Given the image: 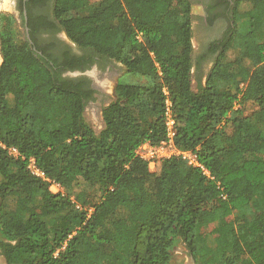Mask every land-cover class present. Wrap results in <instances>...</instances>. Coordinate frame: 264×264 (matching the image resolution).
I'll return each mask as SVG.
<instances>
[{
  "label": "trees",
  "instance_id": "obj_1",
  "mask_svg": "<svg viewBox=\"0 0 264 264\" xmlns=\"http://www.w3.org/2000/svg\"><path fill=\"white\" fill-rule=\"evenodd\" d=\"M54 16L77 46L126 71L97 131L85 115L90 81L64 75L77 69L74 61L46 55L32 21L33 43L14 16L5 17L0 251L7 264H177L179 241L195 264H264V0L238 1L235 29L206 83L197 76V89L190 0H55ZM242 19L247 27L238 29ZM165 87L177 148L196 153L210 174L182 155L152 171L136 154L144 141L166 137ZM247 102L258 106L252 115ZM30 158L43 175L29 169Z\"/></svg>",
  "mask_w": 264,
  "mask_h": 264
},
{
  "label": "flooded vegetation",
  "instance_id": "obj_2",
  "mask_svg": "<svg viewBox=\"0 0 264 264\" xmlns=\"http://www.w3.org/2000/svg\"><path fill=\"white\" fill-rule=\"evenodd\" d=\"M238 1L242 0H190L194 74L198 77L207 80L218 55L223 50V42L233 33ZM9 2L13 16L26 36L30 35L29 21H32L35 26L34 39L46 55L62 65L74 61L77 69L65 71V76L69 72H75L77 74L75 78H86L90 81L89 87L94 92L86 107L95 100L105 101L104 98L107 96L98 78L103 76V70L109 71L107 75L111 76L113 72L118 73V61L104 57L91 48H81L72 42L55 19V0H8L7 7ZM5 5L6 0H0V33Z\"/></svg>",
  "mask_w": 264,
  "mask_h": 264
},
{
  "label": "rangeland",
  "instance_id": "obj_3",
  "mask_svg": "<svg viewBox=\"0 0 264 264\" xmlns=\"http://www.w3.org/2000/svg\"><path fill=\"white\" fill-rule=\"evenodd\" d=\"M7 2H8V0H6L5 13H4L3 18H2V23L5 19V17L13 16V12H12V8L10 6V2H9L8 7H7V4H8ZM246 27H247V19H242L238 22V29L239 28L243 29ZM236 49L240 50L239 48H236ZM2 60H3V56H2L1 48H0V64L2 63ZM117 65L119 67L118 73L113 72V75L111 76V75H107L109 71L103 70V76L98 78V81L102 84V88H104V92L106 94V95L105 94H103V95L107 96L106 98H104L105 101L95 100L92 104L88 105L85 109V115H86L87 120L97 131L102 129L104 126V119H103V114H102L103 109L111 101H113L115 99V87H116V84L118 82V78L122 74H124V72L126 71V66L124 64H122L121 62H117ZM66 76L76 77L77 74L75 72H69V73H67ZM128 80L130 82H133V83H144V84L147 83V79L144 77L137 78V77L131 76V77H129ZM201 82L203 84H205L206 79L204 77L201 78ZM221 82H223V81H221ZM193 85H194L195 89L198 88V79H197L196 74L193 75ZM239 106H240V104L238 103L237 107H239ZM243 109L247 115H252L253 113H255L257 111L258 106L253 102H247L243 105ZM262 127L264 128V120H262ZM100 193H101V191L97 187L92 192V195L95 199H98L99 196L101 195ZM15 216H19V213H15ZM1 237H2V235L0 233V239H1ZM206 240L211 241L210 239H206ZM173 261L177 264H195V261H194L192 255L190 254L189 250L187 249L184 242H182V241H179L173 250ZM0 264H7L6 259H5L4 255L1 253V251H0Z\"/></svg>",
  "mask_w": 264,
  "mask_h": 264
},
{
  "label": "built area",
  "instance_id": "obj_4",
  "mask_svg": "<svg viewBox=\"0 0 264 264\" xmlns=\"http://www.w3.org/2000/svg\"><path fill=\"white\" fill-rule=\"evenodd\" d=\"M166 98V126H167V134L165 139L161 142L154 144L149 140L144 141L136 150V154L142 158L143 160L148 162L150 170H155L157 168V164L161 159L170 158L173 155H182L183 158L188 160V162L195 166H200L207 174H210L209 171L205 168L203 164L198 160L197 154L193 151H182L177 148L174 137H175V121L171 111V98L169 96V92L167 88H164ZM9 152L15 156L19 155V151L15 147L9 148ZM29 169L37 174L43 175L41 170L37 167L36 161L34 158H30L29 160ZM52 190L54 192L63 191V187L55 181H52ZM55 188V189H54ZM80 207V206H78Z\"/></svg>",
  "mask_w": 264,
  "mask_h": 264
},
{
  "label": "water",
  "instance_id": "obj_5",
  "mask_svg": "<svg viewBox=\"0 0 264 264\" xmlns=\"http://www.w3.org/2000/svg\"><path fill=\"white\" fill-rule=\"evenodd\" d=\"M27 38L31 41V43H33V41H32V39H31V37H30V35L28 34L27 35ZM34 49L36 50V48L34 47Z\"/></svg>",
  "mask_w": 264,
  "mask_h": 264
}]
</instances>
